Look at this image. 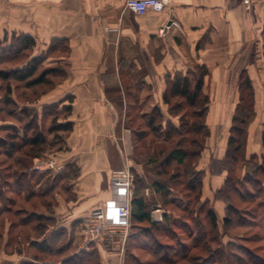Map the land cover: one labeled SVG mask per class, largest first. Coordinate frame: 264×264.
I'll use <instances>...</instances> for the list:
<instances>
[{
  "label": "crops",
  "instance_id": "0c3cea01",
  "mask_svg": "<svg viewBox=\"0 0 264 264\" xmlns=\"http://www.w3.org/2000/svg\"><path fill=\"white\" fill-rule=\"evenodd\" d=\"M168 1L162 11L136 14L126 7V0H0V38L11 31L29 34L37 42L35 54L54 38L69 41V55L48 59L63 63L66 75L28 106L41 109L73 96L67 118L73 127L65 131L63 148L66 163H75L79 174L55 190L51 207L37 195L18 197L11 204L56 218L58 226L73 232L72 252L80 250L83 243L84 217L111 197L114 175L127 169L122 144L130 155L128 164L134 163V134L126 124L129 111H150L153 106L166 111L163 92L168 72H195L196 65L206 66L203 92L210 99L208 126L220 116L227 117L231 125L240 98V80L249 78L255 114L248 125L247 154L264 152V0L248 4L244 0ZM170 19L178 26L171 23L161 35V27ZM15 124L2 120L0 136ZM30 170L36 175L35 190L54 175ZM220 174L217 187L226 174L223 167ZM6 191L12 196V189ZM144 191L146 196L150 194L149 187ZM2 222L0 264L40 262L4 248L8 249L9 238L18 236V231L9 228L8 217ZM41 238L31 236L33 240ZM95 245L100 263L114 264V254L104 243Z\"/></svg>",
  "mask_w": 264,
  "mask_h": 264
},
{
  "label": "trees",
  "instance_id": "16d2710c",
  "mask_svg": "<svg viewBox=\"0 0 264 264\" xmlns=\"http://www.w3.org/2000/svg\"><path fill=\"white\" fill-rule=\"evenodd\" d=\"M12 32V36H14L15 39L9 40V44H4L5 38H8V32L5 33V38L0 40L1 58L10 60L12 59L11 57H18L26 51H30V56L25 62L18 66H14L8 70L0 69V78L9 79L13 77L17 81H27V87L41 85L39 94L41 95L47 92L49 88H52L58 82L57 79L61 80L66 75V70L63 66L57 64L56 66H49L40 74H37L38 66L46 62L51 54L57 53L59 55L69 49L68 38H54L46 49L35 54L37 42L34 37L24 32ZM7 38L6 40H8ZM11 52L13 55H9ZM207 72L208 70L204 65H196L195 72L191 70L185 73L168 72L166 75V89L163 92V101L167 104L166 111H163L159 106H153L150 111H142L140 114L142 122H140L137 127L133 125L136 121L137 114L135 116L131 113L128 114L129 120L126 121V124L132 129L134 134L133 144L135 153L139 150L140 145H143L144 149L146 148L149 150L155 138L162 136L163 141H168L173 135L182 134L175 146L167 151H158V156H162L158 165L160 167L163 165H171L172 163L178 166L188 165L189 158L193 160L200 155L204 148L203 142H198L196 138H194L192 140V145L196 146L197 144V149L193 148L189 151L187 150V146L183 145V141L185 142L186 140L185 134L192 133L196 135L202 133L203 136H205L209 133L207 114L210 99L209 96L203 92L204 77ZM47 86L49 88H47ZM240 92L239 102L236 105L229 127L226 150L222 158L223 168L226 170V174L222 184L217 187L215 191L217 193L216 198L222 196L225 202L223 222L226 226L231 225L233 222L230 216V214H232L230 213L232 205L235 207L232 209L233 212L237 209V205L232 201L233 195L231 190L239 192V199L244 203V207L247 205L246 208L249 209L248 211H251V214L253 212L252 209L254 210V207H256L254 206L255 197L264 193V152L262 154H247L248 125L255 114L254 91L249 78L240 80ZM10 93L11 89L9 88L6 93V100L11 102ZM66 99H68V102L64 103ZM72 99L73 96L70 95L67 98L45 104L41 109L28 106V103L24 104V106L20 108L23 114L18 116V120L15 121L16 124L10 131L0 136V150L7 156L13 157L15 155V163L18 166L11 177L14 181V187L10 188L13 191H11L13 196H8L6 190L8 189L9 180L7 175H4V173L2 174L0 171V218L4 212H9L11 204L8 202L15 201L18 197L29 198L37 195L41 197L46 206L51 207L54 203L52 195L55 190L60 186L65 187L70 179L78 176V166L75 163L69 162L66 163L63 174L59 173L48 176L46 180L40 184L38 190H35L33 178H35L36 175L31 173L30 170L33 158L49 147V145H46L48 135L45 133V127H47V132L50 131L53 133L70 131L72 129L73 122L67 119L72 111ZM185 107H190L192 109L191 112H183ZM44 117L46 121H48V124L43 120ZM188 117L192 119L190 120ZM175 118L177 119V123L175 122ZM148 135H151V140L146 142L145 139ZM56 140L60 141L59 145L61 147L64 142V135L62 138L61 136L60 138L56 137ZM52 141L53 138L50 142ZM262 143L264 146V131L262 133ZM158 156H156V158ZM240 160L244 163V166L242 175L238 176L235 173L234 167ZM193 161H195L194 168H186L187 170H185L189 174V178H187L185 184L190 191H196L197 189L198 195H201L204 186L202 178L204 170L201 168H199L200 170L198 168L196 169V160ZM130 170L133 175V197L131 201V226L134 229L132 234L133 237L139 238L138 236L141 234V231L139 232V227L141 226L146 236H149V234H147L149 231L159 229L162 231L164 228L161 224L168 225L167 222L173 220V215L176 214L175 211L169 210L167 213L165 211L162 220H153L151 208L154 204L153 201L149 199L150 197L146 196L144 191L146 187L150 186L147 185L144 173L139 171L135 163L130 165ZM177 177L179 176L176 174L174 178H171L177 179ZM168 182H171L169 178ZM151 185L153 191L159 194L167 195L172 190L171 183L165 186L160 180L152 181ZM207 200L209 199H205L203 202ZM169 203L175 204L171 201H169ZM177 207L178 206H176V208ZM180 210L184 211V209ZM194 211L196 216V205L193 212ZM16 213L19 214V218L16 222L11 221L9 226L10 229L15 225H24L33 222V229L39 237H42L39 240L35 239L31 242L37 250L33 258L40 262L36 263L32 260H28L23 262V264H101L95 243H89L86 247L72 252L73 232H69L68 229L63 226H58L56 218L49 215L38 214L37 211L28 210L26 208H19L16 210ZM206 216L212 226L217 224L218 220L215 209L209 208L206 212ZM196 221L197 219L194 217L191 231L194 230L197 223ZM258 221L261 223V220H257L256 224L259 223ZM189 234L193 238L195 244L196 227L194 232ZM178 241H180V239H178ZM234 244L230 242L231 246L239 247L242 251L238 253L239 257L246 262L243 253H249L248 250L250 247L244 245L243 242L236 245ZM148 245L152 244L145 243V246L148 247ZM167 246L173 248L172 244L168 242ZM181 246L187 250L184 249L183 251V249L179 247L175 250L174 255L181 254L183 255L182 257L185 258L190 246L186 244H182ZM180 250L183 252H180ZM156 253L159 254V251H156ZM40 254L61 257L59 260H47L39 257ZM252 254L256 255V258ZM249 256V262H253V264H264L263 256L255 254L254 252H250ZM174 257H171V259H174ZM171 259L170 262L174 261Z\"/></svg>",
  "mask_w": 264,
  "mask_h": 264
},
{
  "label": "rangeland",
  "instance_id": "374dc122",
  "mask_svg": "<svg viewBox=\"0 0 264 264\" xmlns=\"http://www.w3.org/2000/svg\"><path fill=\"white\" fill-rule=\"evenodd\" d=\"M7 35L8 38H6L8 40H6L5 35L4 37L0 38V40L5 38V45L9 44V40L15 39L14 36H12V31L8 32ZM64 54L69 55V49H67ZM9 55H13V53L11 52V54ZM57 55V53L51 54L48 59H50L52 56L54 57ZM1 56L2 54L0 53V69L8 70L25 62L30 56V51H26L15 58L11 57L12 59L10 60L1 58ZM57 64L63 66V63H55L46 60V62L41 63L38 66L37 74H40L49 66H56ZM57 81L60 80L57 79ZM27 86V81H17L13 77L9 79L0 78V122L2 120H9L14 122L17 121L18 116L23 114L20 108L24 106V104L35 103V101L42 96V94H39V92L41 91V85H35L33 87ZM9 88L11 89V102L6 100V93L8 92ZM47 88L49 87L47 86ZM191 110L192 109L190 107H185L183 109V112H191ZM141 112L142 110L137 111L136 109L133 110V112L129 111V113L133 114V116L137 114L136 121L133 123V125H135L136 127L140 122H142V120L140 119ZM188 118L190 119V117ZM43 120L48 124V121H46L45 117L43 118ZM210 120H212V118ZM213 120L209 121L210 126L208 135L203 136L202 133L196 135L192 133L185 134L184 136L186 140L185 142L183 141V145L187 146V150L189 151L193 148L197 149V144L196 146L192 145V140L194 138H196L198 142H203L204 148L202 152L198 157H196V159H193L196 160V169L206 168V171H203L204 174L202 175L204 186L201 195H198L197 189L196 191H190L185 184V181L187 180V178H189V174L185 170L192 169L195 166V161H193L191 158L188 159V165L178 166L175 163H172L171 165H163L161 167L158 165V162H160V159H162V156H158V151H167L171 147L175 146L178 140H180L182 134H175L173 135V137H170L168 141H163L162 136H160L159 138H155L153 140L151 148L149 150H147L146 148L144 149L143 145H140L139 150L134 153V156L133 153L131 154V156H133L132 159L136 164L135 166L142 170L147 185L150 186V194L148 195V197H150V200L153 201V204H156L155 207L152 206L151 214L152 212H154V210L157 209H161V211L163 212V216L165 214V211L167 213L169 210L175 211L176 214L173 215L174 217L171 222H167L168 225L163 223L161 224L164 228L162 231H160L159 229L147 232L149 236L145 235L144 229L141 226L139 227V232L141 231V234L138 236L139 238H134L132 235L134 229L131 226V233L128 244L126 246V250L122 257L114 255V264H253V262H249L248 259L250 258V252L259 254L264 258V217H262L264 216V193L258 195V197H255L254 206L256 207H254V210L252 209L253 212L251 214V211H248L249 209L246 208L247 205L244 207V203L239 199V192L231 190L233 195L232 201L237 205V209H235L233 212L232 209L235 207H233L232 205L230 211V213L232 214H230V216L233 222L231 223V225L226 226L223 222V216L225 214V202L222 196H218V198H216L217 193L215 192V188L218 186L221 178L220 172L223 167V159L221 158L224 156L226 150L230 122L228 121L227 117L225 118L223 116H220L218 118V121ZM175 122L177 123L176 118ZM44 130L48 135V141L46 145H49V147L46 150L40 152L38 156L33 158L31 167H33V164L35 162L41 159L47 160V157H52L55 160H66V156H64L65 152L63 145L60 147V141L56 140V137L60 138L61 136L62 138L65 132H47V127H45ZM52 138L53 141L50 142ZM145 140L146 142H148V140H151V135H148ZM254 144L255 141L250 143V150L254 147ZM65 147L67 148V144ZM120 147L124 157V166L125 168H129L130 174L132 175L130 165L128 164L127 160L130 155H127V150L125 149L123 144ZM156 156L158 157L156 158ZM15 157V155L13 157L7 156L2 153V150H0V171L2 172V174L4 173V175L6 174L8 180H10L8 182V189L14 187V181L11 177L13 176L14 170H16L17 168ZM243 166L244 163H242L241 160L235 164V173L238 176L242 175ZM64 171L65 168L58 173L50 170L44 174H63ZM176 174L179 177H177V179H173ZM216 177L217 180L215 179ZM168 178L171 181L170 183L172 187V190L169 192V194L164 195L157 192L155 193L151 185L152 181L160 180V182H163L166 186L167 184H170L168 182ZM131 188L133 190V184ZM7 194L8 196H10L9 193ZM205 199H209L210 201L207 200L208 202H203V200ZM169 201L174 202L175 204L169 203ZM8 203L11 204V202ZM14 203L16 202H13V204L10 205L11 208L9 212H5V214L0 218V232H2L4 227V224L2 222L3 219L8 217L10 221L16 222L19 218V214L16 213V210L21 205H15ZM195 205L196 216L195 211L193 212ZM176 206H178L179 208H176ZM209 208H213L216 210L218 221L215 226H212L210 221L207 219L206 212ZM180 209H184V211H181ZM194 217L197 219L196 222L198 223H196L195 226V244L193 238L189 234L191 232H194L195 230L194 227V230L191 231V229L193 228ZM254 220H261V223L258 221L259 223L257 222L258 224H256V221ZM33 224V222H29L24 224L23 226L15 225L13 230L18 231V236L10 237L8 249L5 245L4 248L11 253H17L21 251V253L26 254L27 257L33 258V256L37 253L35 246H33V244L31 243L33 241V239H31V236H37L35 230L33 229ZM199 231L201 232V234ZM14 235L16 234L14 233ZM178 239H180V241H178ZM2 240L3 239H1L0 237V248L2 247ZM167 242L172 244L173 248L168 247ZM230 242L233 244L235 243L234 245L243 242L244 245L250 247V249L248 250L249 253H243V256H245L244 258H246V262L241 260V257H239L238 253L242 252L239 247L231 246ZM145 243H150L152 245H148L147 247L145 246ZM182 244L190 246L185 258H183V255L181 254L174 255L175 250L179 247L182 248L183 251L184 249H186L181 246ZM156 251H159V254H157ZM183 251L180 250V252ZM252 255L256 258V255ZM39 257L47 260H59L61 256L40 254ZM171 257H174V259H171ZM170 259L174 261L170 262Z\"/></svg>",
  "mask_w": 264,
  "mask_h": 264
},
{
  "label": "built area",
  "instance_id": "2783aa9c",
  "mask_svg": "<svg viewBox=\"0 0 264 264\" xmlns=\"http://www.w3.org/2000/svg\"><path fill=\"white\" fill-rule=\"evenodd\" d=\"M250 0H244L248 4ZM168 0H126V7L136 14H144L148 10L162 11L167 8ZM171 23L178 26V22L170 19L165 23L160 34L165 35ZM66 161L55 160L47 157V160H39L33 164V169L42 173L50 170L58 173L65 168ZM112 195L101 204L94 207L83 219L82 235L83 243L80 249L89 243L103 242L105 247L114 255L122 257L126 250L131 233V201L133 197L132 175L129 168L124 173L114 175L112 183ZM158 211V212H157ZM161 209L152 212V218L160 221L163 218Z\"/></svg>",
  "mask_w": 264,
  "mask_h": 264
}]
</instances>
